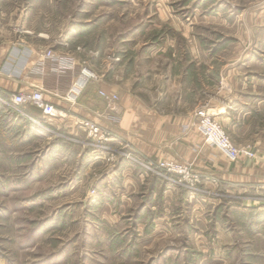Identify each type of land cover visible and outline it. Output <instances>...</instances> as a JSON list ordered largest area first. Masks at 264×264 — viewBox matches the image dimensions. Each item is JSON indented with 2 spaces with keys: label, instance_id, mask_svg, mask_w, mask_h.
Returning a JSON list of instances; mask_svg holds the SVG:
<instances>
[{
  "label": "rangeland",
  "instance_id": "obj_1",
  "mask_svg": "<svg viewBox=\"0 0 264 264\" xmlns=\"http://www.w3.org/2000/svg\"><path fill=\"white\" fill-rule=\"evenodd\" d=\"M0 32L85 60L152 111L205 107L232 143L264 142V0H0ZM97 80L87 92L100 108ZM160 86H193L199 100L170 106L171 91L159 105ZM228 86L249 106L232 132L212 100ZM57 110L51 141L30 121L18 139L0 133V264H264V180L223 181L199 132L203 157L191 165L147 156L99 123L96 140L87 117ZM166 160L189 175L157 167Z\"/></svg>",
  "mask_w": 264,
  "mask_h": 264
},
{
  "label": "crops",
  "instance_id": "obj_2",
  "mask_svg": "<svg viewBox=\"0 0 264 264\" xmlns=\"http://www.w3.org/2000/svg\"><path fill=\"white\" fill-rule=\"evenodd\" d=\"M48 48L49 46L34 37L14 36L0 32V96L2 98L15 92L39 88L42 90L44 99L56 108L62 111L70 110L75 117H87L106 127H113L118 134L147 156L172 157L191 165H199L203 156L198 150L199 136L195 127L196 109L188 112L187 115H182L179 111L170 113L152 111L150 108L154 104L133 94L130 86L123 89L125 86L107 83L102 79L94 82L97 91L100 90L110 96L114 95L116 98L113 102H108L100 96L101 99L103 98V101H100V108L92 107L90 103L92 94L87 92V87L92 86V83L85 86L86 89L84 88L85 90L83 89L84 91L82 90L83 92H79L76 96L70 95L79 64L76 62L72 69L65 72L55 71L54 61L43 56ZM54 51L60 52L56 49ZM171 87L173 86H160L159 105L170 98L171 91H175V96L170 99L172 101L168 103L170 106L193 107L197 104L199 100L197 88L175 86L177 89L173 90ZM243 95L242 90L234 86H228L227 90H223L220 94L218 92L213 94V106L217 107L223 123L228 124L226 129L229 132H232L233 128L239 130L246 125L249 106L242 100ZM0 104V121L3 124L0 127V133L4 137L9 135L12 139H18L23 134L24 123L27 121L33 123L29 128H34V132L30 131L32 136L38 139L45 137L50 141L56 137V130L60 128L59 123L62 118L44 117L39 109L30 106L31 111L26 113L29 119L27 120L21 114ZM25 107L29 105L22 109ZM113 116H116V121H113ZM37 120L40 123L36 124ZM232 141L239 147L248 142H237L234 139ZM166 146L171 147L172 150H165ZM252 149L255 158L250 160L242 157L231 162L217 150L220 154L218 162L210 164L209 160L206 161L208 165L214 167V171L225 182L263 181L264 142L257 141ZM126 169L130 171V168ZM133 175L132 179L135 178Z\"/></svg>",
  "mask_w": 264,
  "mask_h": 264
},
{
  "label": "built area",
  "instance_id": "obj_3",
  "mask_svg": "<svg viewBox=\"0 0 264 264\" xmlns=\"http://www.w3.org/2000/svg\"><path fill=\"white\" fill-rule=\"evenodd\" d=\"M43 56L54 61V70L58 72H65L76 65L75 59L69 54L56 52L50 48L44 52ZM97 78V72L92 69L85 60H82L79 65L77 77L71 86L70 95L76 96L89 82L97 80ZM99 94L108 102H113L116 98V96L107 95L102 91H99ZM0 102L6 108L21 115H23L22 108L26 105L39 109L44 117H54L59 112L53 104L44 99L42 90L39 88L12 93L7 98H0ZM195 116L197 118L196 128L203 136L204 141L216 148L227 160L235 162L242 157L247 160L255 158V153L250 146L239 147L231 142L229 137L212 118L205 107L198 108L195 111ZM80 124L89 137L99 141L102 140V128L97 122L85 118L80 121ZM157 165V167L163 168L167 172L177 174L180 177H187L189 175V170L186 165L172 160L160 161Z\"/></svg>",
  "mask_w": 264,
  "mask_h": 264
}]
</instances>
